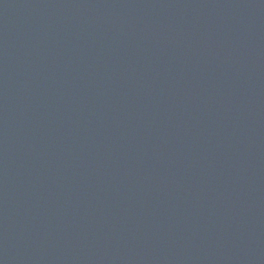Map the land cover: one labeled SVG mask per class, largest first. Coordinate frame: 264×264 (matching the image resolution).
Wrapping results in <instances>:
<instances>
[{
    "label": "water",
    "instance_id": "water-1",
    "mask_svg": "<svg viewBox=\"0 0 264 264\" xmlns=\"http://www.w3.org/2000/svg\"><path fill=\"white\" fill-rule=\"evenodd\" d=\"M0 264H264V0H0Z\"/></svg>",
    "mask_w": 264,
    "mask_h": 264
}]
</instances>
